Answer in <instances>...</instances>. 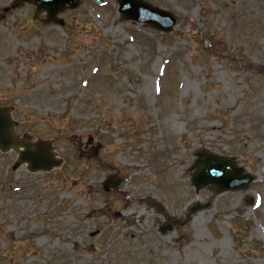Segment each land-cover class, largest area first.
I'll return each instance as SVG.
<instances>
[{
    "label": "rangeland",
    "instance_id": "1",
    "mask_svg": "<svg viewBox=\"0 0 264 264\" xmlns=\"http://www.w3.org/2000/svg\"><path fill=\"white\" fill-rule=\"evenodd\" d=\"M144 1L171 34L115 0H80L61 26L0 0V105L61 161L29 173L0 153V264H264V0ZM200 152L253 183L196 191Z\"/></svg>",
    "mask_w": 264,
    "mask_h": 264
},
{
    "label": "water",
    "instance_id": "2",
    "mask_svg": "<svg viewBox=\"0 0 264 264\" xmlns=\"http://www.w3.org/2000/svg\"><path fill=\"white\" fill-rule=\"evenodd\" d=\"M80 0H16L13 8L23 2L33 3L36 6V14L46 11L45 23L54 22L56 15L66 9H75ZM101 3L102 0H94ZM119 4V13L123 20L142 23L163 33H170L176 24L172 14L153 7L142 0H116ZM16 123L11 119L10 108L0 107V151L14 150L18 154L17 165L26 164L29 172L50 171L60 165V161L54 159L50 143L37 141L32 143L27 139L15 135ZM96 149H92L89 156H94ZM196 169L192 176V184L196 190L214 189L217 192L238 190L246 188L253 180L250 175H242L236 172L232 160L209 155L198 154V160L193 165ZM120 181L113 176H108L103 187L106 191L116 188Z\"/></svg>",
    "mask_w": 264,
    "mask_h": 264
},
{
    "label": "trees",
    "instance_id": "3",
    "mask_svg": "<svg viewBox=\"0 0 264 264\" xmlns=\"http://www.w3.org/2000/svg\"><path fill=\"white\" fill-rule=\"evenodd\" d=\"M149 202V203H148ZM147 202V204L149 205V206H151V207H154L157 211H160L161 210V208L160 207H158V205H156L154 202H152V201H148ZM161 212V211H160Z\"/></svg>",
    "mask_w": 264,
    "mask_h": 264
}]
</instances>
